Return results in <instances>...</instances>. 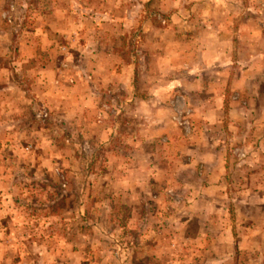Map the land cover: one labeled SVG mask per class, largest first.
I'll return each mask as SVG.
<instances>
[{"label": "rangeland", "instance_id": "rangeland-1", "mask_svg": "<svg viewBox=\"0 0 264 264\" xmlns=\"http://www.w3.org/2000/svg\"><path fill=\"white\" fill-rule=\"evenodd\" d=\"M0 264H264V0H0Z\"/></svg>", "mask_w": 264, "mask_h": 264}]
</instances>
